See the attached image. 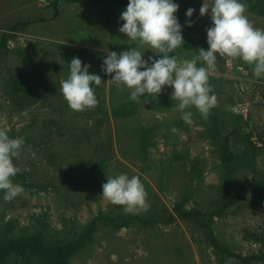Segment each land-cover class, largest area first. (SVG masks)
I'll use <instances>...</instances> for the list:
<instances>
[{"label": "rangeland", "instance_id": "1", "mask_svg": "<svg viewBox=\"0 0 264 264\" xmlns=\"http://www.w3.org/2000/svg\"><path fill=\"white\" fill-rule=\"evenodd\" d=\"M174 2L184 43L207 37L212 22L210 10L200 15L204 0ZM242 2L250 22L264 28V7ZM189 8L195 9L191 27L185 24ZM123 11L109 0H0V129L25 140L13 158L19 169L13 182L24 191L10 202L0 191V244L36 238L53 246L77 244L94 220L108 216L129 224L98 221L92 241L71 264H244L224 257L211 234L243 257H264V243L257 242L264 237V77L256 78L240 58L217 54L209 83L218 103L207 119L194 106L186 108L193 113L190 124L181 119L170 86L132 101L131 90L117 88L102 71L106 50L138 47L145 60L161 57L119 31ZM169 55L194 58L181 47ZM74 57L103 81L93 85L98 105L82 112L72 110L60 91ZM227 136L235 155L231 166L222 156ZM119 174L141 179L146 210L127 214L102 198L107 177ZM227 191L248 200L205 224L176 214L178 207L210 212ZM0 264L48 263L14 255Z\"/></svg>", "mask_w": 264, "mask_h": 264}, {"label": "clouds", "instance_id": "2", "mask_svg": "<svg viewBox=\"0 0 264 264\" xmlns=\"http://www.w3.org/2000/svg\"><path fill=\"white\" fill-rule=\"evenodd\" d=\"M179 5L174 0H129L120 19L124 21L119 31L131 40L160 53L161 58L149 56L143 59L144 52L138 47L130 48L119 54L106 50L102 71L112 78L109 80L117 88L126 86L131 90L130 99L139 102L145 94L158 95L164 86L173 88L171 97L178 101L186 123H192V111H184L194 106L203 119L218 103L209 83V69L214 70L219 57L240 58L253 66L256 78L264 77V28H257L245 14L247 4L242 0H212L203 2L200 15L209 14L212 25L205 29L207 50L199 48L193 59H178L169 55L181 46L182 26L174 13ZM195 9L189 8L185 24L192 26L191 17ZM155 53V52H154ZM203 61L205 66H197ZM69 75L61 81L60 91L69 107L77 112L93 109L98 105L93 85L100 86L101 76L89 73L90 64H84L78 57L72 58ZM143 69V70H141ZM114 74V75H113ZM25 144L23 137L10 138L0 129V191L4 200L10 202L23 193L22 185L14 183L19 172L13 158L17 157ZM147 192L138 176L129 178L127 174L107 177L102 185V198L112 204L124 207L127 214L146 210Z\"/></svg>", "mask_w": 264, "mask_h": 264}, {"label": "trees", "instance_id": "3", "mask_svg": "<svg viewBox=\"0 0 264 264\" xmlns=\"http://www.w3.org/2000/svg\"><path fill=\"white\" fill-rule=\"evenodd\" d=\"M97 3H101L105 0H94ZM115 3L119 8L126 10L127 4L129 0H109ZM255 7H264V0H255ZM13 30L16 27L12 28ZM182 49L192 52L195 57L198 55L199 48H203L207 50L209 45L207 44V37L200 38L197 40H189L183 43L181 46ZM204 62L198 61L197 64L202 66ZM230 137L227 136L224 139L223 147H222V156L226 163L231 166L235 161V155L231 150V145L229 142ZM247 141L251 144L253 143L251 140V136H247ZM232 174L230 173L229 183L231 182ZM248 198L242 194H233L231 191H227L221 202L210 212L203 213L200 211H185L182 208L176 209V214L183 220L188 221H197L200 224L207 223V220L223 217L226 215L230 209L237 206L241 202L247 201ZM98 221H106L113 227L121 228L126 227L129 224V220L125 218H109L108 216H103L102 218H98L94 220L81 237L77 244H71L67 246H53L47 245L41 241V239H25V240H11L7 242H3L0 244V262H4L7 259H10L11 256L17 255L21 258V260H28L31 258H36L44 261L48 264H71L70 258L79 250L85 248L91 241L92 235L95 233ZM211 241L213 246L223 254L224 257L236 259L241 261L244 264H250V259H264V257L260 256H250L243 257L240 254H237L227 247H224L219 243L216 237L211 234ZM257 242L264 243V237L259 236L257 238Z\"/></svg>", "mask_w": 264, "mask_h": 264}]
</instances>
